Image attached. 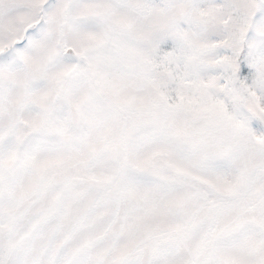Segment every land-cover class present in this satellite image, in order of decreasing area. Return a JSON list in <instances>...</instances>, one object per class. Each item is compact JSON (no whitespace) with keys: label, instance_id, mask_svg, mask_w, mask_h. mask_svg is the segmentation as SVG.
<instances>
[{"label":"snow or ice","instance_id":"snow-or-ice-1","mask_svg":"<svg viewBox=\"0 0 264 264\" xmlns=\"http://www.w3.org/2000/svg\"><path fill=\"white\" fill-rule=\"evenodd\" d=\"M0 264H264V0H0Z\"/></svg>","mask_w":264,"mask_h":264}]
</instances>
